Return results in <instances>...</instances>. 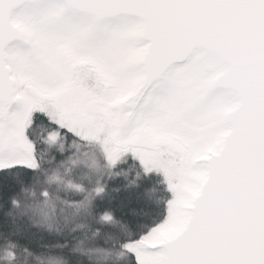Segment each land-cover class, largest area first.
<instances>
[{"label": "snow or ice", "instance_id": "obj_1", "mask_svg": "<svg viewBox=\"0 0 264 264\" xmlns=\"http://www.w3.org/2000/svg\"><path fill=\"white\" fill-rule=\"evenodd\" d=\"M0 264H264V0H0Z\"/></svg>", "mask_w": 264, "mask_h": 264}]
</instances>
